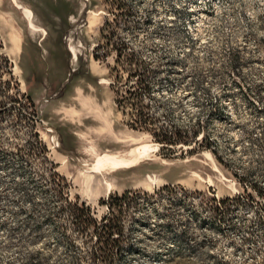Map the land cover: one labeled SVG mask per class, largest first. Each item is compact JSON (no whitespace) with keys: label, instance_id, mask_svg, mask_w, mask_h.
Wrapping results in <instances>:
<instances>
[{"label":"rangeland","instance_id":"374dc122","mask_svg":"<svg viewBox=\"0 0 264 264\" xmlns=\"http://www.w3.org/2000/svg\"><path fill=\"white\" fill-rule=\"evenodd\" d=\"M107 22L152 67L150 115L197 144L130 128L115 55L94 60ZM0 40L25 96L0 104V264H264V0H0ZM93 114L105 124L82 127ZM143 150L132 167L97 165ZM125 193L127 211L111 215ZM76 202L123 227L112 261L91 259L100 237L74 226Z\"/></svg>","mask_w":264,"mask_h":264},{"label":"trees","instance_id":"16d2710c","mask_svg":"<svg viewBox=\"0 0 264 264\" xmlns=\"http://www.w3.org/2000/svg\"><path fill=\"white\" fill-rule=\"evenodd\" d=\"M110 26L114 27L107 22L101 30V34L106 43L95 48L94 60L106 62L112 54L115 55L113 57L115 65L113 67L112 65H108L113 79L111 86L115 93L118 109L131 119L129 123L130 128L150 133L158 143L165 147L174 148L197 144V133L192 136L191 142L184 141L180 135L181 131H178L171 125L160 124L150 115L149 107L145 101L152 93V67L150 63L130 48L128 44L123 42L116 32L112 31L108 35L105 34L106 28H110ZM104 48H109L111 54L105 53L101 56L99 52ZM2 50L3 44L0 40V104L3 103L4 99L6 102L9 101L11 106H14L19 100L8 95L13 89H17L20 99L25 98V96L20 95L18 84L14 82L12 65L8 57L3 55ZM6 76L9 77L8 80L5 79ZM123 86H126V89L123 90ZM34 108V105L29 102L30 112L28 114L31 116V122L36 118ZM31 127L34 128L33 125ZM35 138L36 140L39 139L37 134ZM37 143L41 146L42 153L45 155L46 148L40 141H37ZM51 172H53L54 177L60 179L61 186L64 179L56 173L53 165ZM61 187L62 190H65L63 185ZM129 196L130 193H125L121 197H112L111 202L107 204L109 213L113 215L116 210V212L124 214L128 209ZM65 201L68 202V199L65 198ZM69 206L71 208V218L74 226L79 230L93 228L95 235L100 237L97 243L101 244L102 247L99 250L92 251L91 259L102 263L112 261V257L106 254L105 250L111 245L114 247L113 244L117 243V241L110 240L115 234H121L123 227L119 224L118 219H110V215H108L102 219L101 223H98L92 216L91 207L85 203H69Z\"/></svg>","mask_w":264,"mask_h":264},{"label":"bare ground","instance_id":"6f19581e","mask_svg":"<svg viewBox=\"0 0 264 264\" xmlns=\"http://www.w3.org/2000/svg\"><path fill=\"white\" fill-rule=\"evenodd\" d=\"M15 6L20 9L21 11H23V13L25 14V16L27 17V23H28V27L35 31H42V29L38 28V26H36L34 24L33 21V13L28 10L24 5H22L21 3L16 2ZM80 28V26L78 27ZM83 109H86V105L83 106ZM91 112V111H90ZM82 127L85 126H90V128L94 127H98L101 125L105 124L104 118L98 114H93L91 115V117L89 118V120L87 122L82 121L81 122ZM117 141H115L114 139H112L110 136H106L105 138H103V142L102 145L106 146V145H112L114 143H116ZM150 157V153L149 150H143L141 152H139L135 157H132L130 159L124 160L121 159L118 156H113V155H109V154H99L97 156V165L98 166H111V170H116L117 168H124V167H132V165L136 164L139 161H143L146 160Z\"/></svg>","mask_w":264,"mask_h":264},{"label":"built area","instance_id":"2783aa9c","mask_svg":"<svg viewBox=\"0 0 264 264\" xmlns=\"http://www.w3.org/2000/svg\"><path fill=\"white\" fill-rule=\"evenodd\" d=\"M126 6V5H125Z\"/></svg>","mask_w":264,"mask_h":264}]
</instances>
